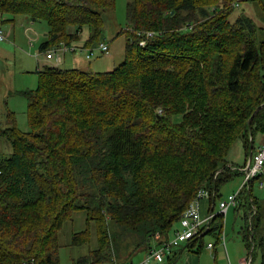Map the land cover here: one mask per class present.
<instances>
[{
	"label": "trees",
	"instance_id": "16d2710c",
	"mask_svg": "<svg viewBox=\"0 0 264 264\" xmlns=\"http://www.w3.org/2000/svg\"><path fill=\"white\" fill-rule=\"evenodd\" d=\"M244 1L129 0L118 67L37 72V89L22 91L30 131L12 113L0 127L12 146L0 156V264H60L59 232L79 210L87 228L71 245L90 244L94 229L97 246L73 264H100L167 241L201 189L216 205L220 184L244 174L230 167L233 145L243 141L248 159L255 134L264 132V25L248 15L232 19ZM250 1L264 11V0ZM115 4L0 0V24L17 16L45 21L41 52L77 43L85 29L84 45L92 47L102 37L103 12ZM259 180L241 190L237 207H246L241 229L249 247L258 240L264 255L253 195ZM223 233L217 214L207 233L185 245L200 252L205 235L220 242Z\"/></svg>",
	"mask_w": 264,
	"mask_h": 264
},
{
	"label": "rangeland",
	"instance_id": "374dc122",
	"mask_svg": "<svg viewBox=\"0 0 264 264\" xmlns=\"http://www.w3.org/2000/svg\"><path fill=\"white\" fill-rule=\"evenodd\" d=\"M129 0H116L115 7L103 12L104 30L100 42H106L109 44V51L101 52L98 50V43L91 46L73 44L78 47L93 48L91 59H86L87 67H83L84 70L92 71H112L118 67L126 57L127 36L121 33L122 29L127 25V5ZM248 15L252 17L256 23L260 26L264 25V11L263 8L257 2L246 0L242 2L241 7L235 10L232 15V19H235L238 15ZM5 35V39L0 41V50L5 46L8 52L11 54L0 58V127H7L10 125V116L15 119L16 125L22 131H30V123L28 117V99L22 91L37 89L39 85V75L36 70L38 68L37 61L47 60L46 52H41L39 49L40 43L46 38L48 30L47 23L41 21H30L26 16H17L13 21H3L0 26ZM30 27L29 31L25 28ZM14 28L15 31H11ZM23 31V32H22ZM88 29L84 30L82 39L88 38ZM81 51H77L80 54ZM72 53L67 52V58ZM86 55V51L84 52ZM50 63H57L56 59L50 61ZM40 64V63H39ZM59 64V63H58ZM62 68H70L69 64L64 62L61 64ZM80 69V68H79ZM262 135V133H256ZM9 141L0 136V156H7L12 153V146ZM240 142L237 141L228 156L229 160L242 164L245 161V153H240ZM258 143V139L255 145ZM248 159L247 161L249 160ZM239 158V159H238ZM243 174L235 175L228 181L220 184L219 192L216 197L215 210H219V203L221 200L227 199L230 193H235L238 190L240 183L243 181ZM234 191V192H233ZM237 192V191H236ZM253 195L257 198L258 204L261 207L262 225L259 232L264 234V186L261 187L259 181H255L253 186ZM246 207H232L224 216V232L226 236V245L220 241L216 244V239L213 235H205L203 242L204 246L200 253L196 264H239L241 260L249 257L253 251V246L249 247V243L245 238V232H242V226L244 225V214ZM86 213L79 210L72 213L70 219L65 221L63 228L59 232L60 241V264H73L76 259L86 255L90 252V249H94L97 246V235L95 230L92 231V240L90 244L71 245V240L76 232L83 231L87 228ZM179 226V224H178ZM130 236L128 240L133 239ZM126 240V242H128ZM259 241L255 242L256 248L254 253L253 264H264V255L262 249L259 246ZM215 244L214 249H210L209 244ZM185 247L182 252V256L178 258L173 264H188L187 255L189 253L197 254L190 250L185 244L180 247H175L174 250H178L181 247ZM183 247V248H184ZM197 247V246H196ZM148 251L144 248L135 250L134 248L124 249L117 256L115 261H109L100 264H143ZM169 256L165 258L162 263H156L151 260L149 264H169ZM194 257L192 258V260ZM192 263V262H190ZM189 263V264H190Z\"/></svg>",
	"mask_w": 264,
	"mask_h": 264
},
{
	"label": "built area",
	"instance_id": "2783aa9c",
	"mask_svg": "<svg viewBox=\"0 0 264 264\" xmlns=\"http://www.w3.org/2000/svg\"><path fill=\"white\" fill-rule=\"evenodd\" d=\"M236 7H239V2L234 4ZM154 32H147L148 37H152ZM5 35L3 33L2 28H0V40H4ZM146 41L141 40L140 44L145 45ZM110 49L109 44L106 42L100 43L98 46V50L103 52H108ZM77 51H86L87 58H91L93 53V48H84L78 47L76 45L71 46H58L56 48H52L46 51V59L48 60H61L62 55L66 52H77ZM232 169H239V167L230 164ZM243 171L244 182L242 184L241 189H239L235 193H231L227 199L221 200L219 203V210H215L214 204L209 207V212L206 215L202 214L201 211V201L210 196V193L206 189H201L198 192L197 197L189 207L185 210L182 215V218L179 222V226L174 230L172 236L164 241L162 244L152 247L143 262V264H149L151 260H154L156 263H162L165 261L167 255L172 254L173 249L175 247H180L183 244L189 242L196 235H202L207 233L211 229V223L214 217L217 214H223L224 216L227 214L230 208L237 207L239 204V195L241 190L247 186H249L250 182L255 179L257 176L262 175L264 177V145L260 146L257 151L251 156L248 160L247 164L240 168ZM260 186H264V181L259 180ZM257 211L256 207L253 206L251 211V216L255 214ZM159 238V236H157ZM221 241L224 245H226V236L225 232L221 236ZM213 244L210 243L209 247L213 248ZM253 255L250 253L249 257L241 260L239 264H252Z\"/></svg>",
	"mask_w": 264,
	"mask_h": 264
},
{
	"label": "crops",
	"instance_id": "0c3cea01",
	"mask_svg": "<svg viewBox=\"0 0 264 264\" xmlns=\"http://www.w3.org/2000/svg\"><path fill=\"white\" fill-rule=\"evenodd\" d=\"M31 21V20H30ZM0 26H1V24H0ZM1 28V27H0ZM29 28L30 27H26L25 28V30L26 31H29ZM13 31H15L14 30V28L12 29V31H11V35H12V32ZM23 32V31H22ZM46 38H47V35H46ZM45 38V39H46ZM44 39V40H45ZM43 40V41H44ZM1 41V40H0ZM42 41V42H43ZM41 42V43H42ZM40 43V44H41ZM76 44V43H75ZM77 44L78 45H83V46H85L84 45V40L83 39H81L80 41H78L77 42ZM82 46V47H83ZM39 47H40V45H39ZM84 52L85 51H82L80 54H77V52H70V53H72V54H70V55H72V56H69L68 58H67V55H66V53L64 54V55H62V57H61V60H56L57 61V63L55 64V63H50V61L51 60H42V62L41 61H37V63H38V68H37V70H36V72H38L40 69H42L43 67H45V66H47V65H57V66H61V64L62 63H64V62H66V63H68L69 64V66H70V68H80V69H82V70H84L83 69V67H87V64H86V59H91V58H87V55H85L84 54ZM11 53L10 52H8V49H7V47H5V46H3L2 47V50H0V58H4V56L6 57V56H8V55H10ZM87 54V53H86ZM40 63V64H39ZM59 63V64H58ZM38 74V73H37ZM257 133H262V135H255L254 136V149L250 152V154H249V159L251 158V155L253 154V152L255 153L256 151H257V149L260 147V146H262V145H264V132H262V131H258ZM258 139V143L255 145V142H256V140ZM241 141V140H240ZM10 145H11V143L10 142H8ZM240 153H245V156H246V149H245V146H244V143H243V141H241L240 142ZM247 157V156H246ZM239 159V158H238ZM246 159L247 158H245V161L242 163V164H239L238 162H234V161H232V160H229V163L230 164H233V165H235V166H240V167H242V166H245L246 164H247V162L248 161H246ZM243 182H244V179H243V181L240 183V185H239V188H238V190L239 189H241V187H242V184H243ZM238 190H236V191H238ZM235 191V192H236ZM234 192V191H233ZM232 193V192H231ZM230 193V194H231ZM213 203H212V201L210 200V199H203L202 201H201V204H200V206H201V211H202V214L203 215H206L208 212H209V207L212 205ZM216 206V205H215ZM216 242H217V240H216ZM219 242H217L216 244H218ZM214 246H213V248H210L209 246V248L210 249H214L215 247H216V245L215 244H213ZM196 248L197 247H194V249H191V248H189L190 250H196ZM185 249V247L183 248V247H181L180 249H178V250H174L173 252H172V254H170V259H168V261H169V264H173V262H175L176 260H178V258L179 257H181L182 255V252H183V250ZM203 249V248H202ZM202 251V250H201ZM200 251V252H201ZM195 253H197V254H193L192 255V253H189L188 255H187V263L189 264L190 262H192V263H190V264H196L197 263V259H196V257L198 258V253H200V252H196V251H194ZM194 257V259L192 260V258Z\"/></svg>",
	"mask_w": 264,
	"mask_h": 264
},
{
	"label": "water",
	"instance_id": "95a60500",
	"mask_svg": "<svg viewBox=\"0 0 264 264\" xmlns=\"http://www.w3.org/2000/svg\"><path fill=\"white\" fill-rule=\"evenodd\" d=\"M262 106H263V105H262ZM262 106H260V108H261ZM260 108H258V110H259ZM258 110H257V111H258ZM254 115H255V114H254ZM254 115H253V116H254ZM253 116H252V117H253ZM250 122H251V120H250ZM251 156H252V155H251Z\"/></svg>",
	"mask_w": 264,
	"mask_h": 264
}]
</instances>
